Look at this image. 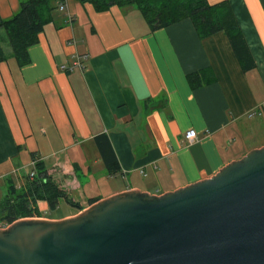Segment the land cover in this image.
I'll use <instances>...</instances> for the list:
<instances>
[{
    "label": "crops",
    "instance_id": "0c3cea01",
    "mask_svg": "<svg viewBox=\"0 0 264 264\" xmlns=\"http://www.w3.org/2000/svg\"><path fill=\"white\" fill-rule=\"evenodd\" d=\"M21 1L0 0V18H11ZM222 1L254 61L247 72L223 33L200 40L190 20L151 32L133 6L97 13L77 0H65L67 12L58 4L28 50L30 63H0V179L22 186L35 158L85 210L91 199L126 191H176L263 147L264 0H206ZM82 55V70H61ZM204 70L215 82L191 90L186 76ZM188 130L196 133L191 144ZM99 135L110 143L117 174L102 162ZM36 206L41 216L33 219L48 221L82 211L47 216L46 202Z\"/></svg>",
    "mask_w": 264,
    "mask_h": 264
},
{
    "label": "water",
    "instance_id": "95a60500",
    "mask_svg": "<svg viewBox=\"0 0 264 264\" xmlns=\"http://www.w3.org/2000/svg\"><path fill=\"white\" fill-rule=\"evenodd\" d=\"M0 264H264V146L161 196L126 191L0 228Z\"/></svg>",
    "mask_w": 264,
    "mask_h": 264
},
{
    "label": "trees",
    "instance_id": "16d2710c",
    "mask_svg": "<svg viewBox=\"0 0 264 264\" xmlns=\"http://www.w3.org/2000/svg\"><path fill=\"white\" fill-rule=\"evenodd\" d=\"M64 0H22L18 11L9 19L0 18V29L5 33L10 54H6L0 41V63L13 58L18 67L30 63L28 50L38 43V37L45 26L52 23V13ZM81 4H90L95 12L108 11L111 7H135L151 32L164 29L183 20H190L200 40L217 33H223L234 52L243 72L255 67L248 46L244 40L237 20L228 1L209 5L206 0H77ZM209 71H199L186 76L191 90L204 83L215 82V77L204 78ZM95 144L102 162L109 174L120 171L110 143L105 135L95 138ZM34 160V177H24V184L17 187L12 180H6V192L0 204V224L3 228L28 218L40 217L36 206L39 201L46 202L49 210H54L60 200L78 210L66 191L47 174L42 162ZM97 200H89V206Z\"/></svg>",
    "mask_w": 264,
    "mask_h": 264
},
{
    "label": "rangeland",
    "instance_id": "374dc122",
    "mask_svg": "<svg viewBox=\"0 0 264 264\" xmlns=\"http://www.w3.org/2000/svg\"><path fill=\"white\" fill-rule=\"evenodd\" d=\"M0 41H1L2 48L5 50V52H8L9 53L10 48H9V45H8L7 41L5 40V33H4V31L2 29H0ZM30 171H31V168H30ZM30 173L31 172H29V169L24 172V174H28V175ZM21 179H22V176H21ZM14 180H15L16 183H18L16 181L17 178H15ZM5 192H6V182L4 180L0 179V201L2 200V197L4 196ZM79 195L82 197L81 194H79ZM77 202H83V199H81L78 196L77 197ZM72 211H75V209H73V207H71L68 204H66L63 200H60V202H59L58 206L56 207V209H54L53 211H50L47 214V216H61V215H64L66 213H70Z\"/></svg>",
    "mask_w": 264,
    "mask_h": 264
},
{
    "label": "built area",
    "instance_id": "2783aa9c",
    "mask_svg": "<svg viewBox=\"0 0 264 264\" xmlns=\"http://www.w3.org/2000/svg\"><path fill=\"white\" fill-rule=\"evenodd\" d=\"M59 9L61 11H65L67 12V5H66V2L65 0L62 1L61 3H59L58 5ZM67 17L68 19L70 20V16L67 14ZM87 55H82V56H76L75 57V64L73 67H67V66H62L61 67V70L62 71H73L74 69H78V70H82V64H81V60H86L87 59ZM184 138L186 140V142L188 144H191L193 141L196 140V133L194 130H188L185 134H184ZM29 177L30 178H33L34 177V172H31L29 174Z\"/></svg>",
    "mask_w": 264,
    "mask_h": 264
},
{
    "label": "bare ground",
    "instance_id": "6f19581e",
    "mask_svg": "<svg viewBox=\"0 0 264 264\" xmlns=\"http://www.w3.org/2000/svg\"><path fill=\"white\" fill-rule=\"evenodd\" d=\"M66 72H71V71H66Z\"/></svg>",
    "mask_w": 264,
    "mask_h": 264
}]
</instances>
